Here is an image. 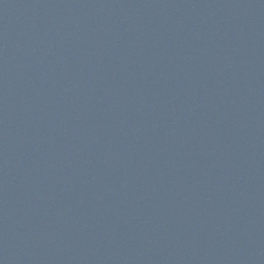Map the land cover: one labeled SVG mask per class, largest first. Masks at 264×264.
I'll use <instances>...</instances> for the list:
<instances>
[{
  "label": "water",
  "instance_id": "95a60500",
  "mask_svg": "<svg viewBox=\"0 0 264 264\" xmlns=\"http://www.w3.org/2000/svg\"><path fill=\"white\" fill-rule=\"evenodd\" d=\"M0 264H264V0H0Z\"/></svg>",
  "mask_w": 264,
  "mask_h": 264
}]
</instances>
